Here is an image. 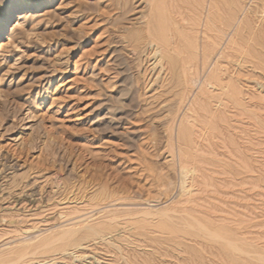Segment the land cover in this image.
I'll use <instances>...</instances> for the list:
<instances>
[{"label": "rangeland", "instance_id": "obj_1", "mask_svg": "<svg viewBox=\"0 0 264 264\" xmlns=\"http://www.w3.org/2000/svg\"><path fill=\"white\" fill-rule=\"evenodd\" d=\"M142 1L46 0L0 39V264L264 258V48L241 65L207 28L232 3L264 39V0H157L175 74L129 41ZM87 225L104 235L64 250L62 233Z\"/></svg>", "mask_w": 264, "mask_h": 264}, {"label": "bare ground", "instance_id": "obj_2", "mask_svg": "<svg viewBox=\"0 0 264 264\" xmlns=\"http://www.w3.org/2000/svg\"><path fill=\"white\" fill-rule=\"evenodd\" d=\"M46 0H36L34 1H29V0H24L23 4H22V1H20L19 3H17V5H14L11 9V11H6L3 15V18L0 19V39H2L4 36H5V32L7 31V27L8 25H10V23L16 18L18 19H23L27 16V12H26V9L28 8H39L41 6V4L43 2H45ZM139 0H136V3L138 2ZM134 2V1H133ZM158 1L157 0H143L139 6L135 7V8H138V7H141L143 4H146L145 6H147V10H139V12H136V13H139L141 14L138 19V23L140 26H138L137 28V31L136 33H133L132 35V38L129 39L130 43L133 42H136L135 40L139 41L138 39L144 37V39H148V42H149V46L151 45V47L153 46V49L150 51L149 53V56L152 55L153 58H155L154 60V63L155 65L159 64V63H162V61L165 59L168 58V62L167 64H169V71H171L172 69V73L175 71L172 66H173V59L172 58H169L167 57V52H170L173 47H172V44H171V39L169 40V36H168V33L165 29V26L163 25V23L161 22L160 18H159V11L161 12V8L158 7ZM218 2V1H217ZM230 2V1H229ZM258 2V1H257ZM136 5V4H135ZM229 5L228 8H226V6L224 5V7H218L217 6V9L218 10H223L222 12H224L226 15H228L227 17H224L222 16L221 14L217 17L216 20H214L213 18H208V25H207V28H210V27H213V29L219 31L224 37L227 35V34H230L231 37L227 43V45L225 46L224 50L222 51L221 53V56L222 58L223 57H226V56H229V57H234L238 60L237 63H241V65L244 63L243 61H249V62H254L255 64L258 62V60H260L261 58V53H262V49L264 48V39L263 37H260L258 35H256L257 33L254 31V28L250 27V24H248L245 20H240V16L238 14V12L236 11V9L234 8L233 4H227ZM144 6V7H145ZM260 6V5H259ZM257 6V8L259 7ZM263 7V11H264V4L262 5ZM261 7V9H262ZM140 9V8H139ZM160 9V10H159ZM20 10H23V11H20ZM130 11V10H129ZM132 11V10H131ZM136 11V10H135ZM219 12V11H218ZM255 12V11H254ZM258 12V11H257ZM256 12V13H257ZM260 12V11H259ZM264 13V12H263ZM258 14V13H257ZM260 14V13H259ZM262 14V13H261ZM260 16V15H259ZM213 17V16H211ZM216 17V16H215ZM246 17V16H245ZM259 19V18H257ZM259 21V20H258ZM262 21V20H261ZM174 22V21H173ZM255 22V21H254ZM162 23V24H161ZM257 23V21H256ZM262 23V22H261ZM258 24V23H257ZM254 25V24H253ZM252 25V26H253ZM260 24H258L259 26ZM260 27V26H259ZM212 29V30H213ZM257 29H259L257 27ZM12 31H14L12 29ZM200 31V30H199ZM208 31V30H207ZM25 32V31H24ZM127 33V32H126ZM173 33V32H172ZM180 33V32H179ZM211 34V33H210ZM172 35V34H171ZM206 35V34H205ZM213 36V35H212ZM131 37V36H130ZM179 38V37H178ZM212 39V42H213V47L212 48H209L207 50H205V48L203 49V52L202 50L200 51V47L199 45L196 46L195 48V55H197L199 57V55H201L200 53L202 52L203 53V60L208 62V61H211L213 59V57L215 56V54L217 53V45H219V43L221 42L219 39H221V36H214L211 38ZM141 41V39H140ZM144 41V40H143ZM220 41V42H219ZM252 41V42H251ZM254 41V43H253ZM145 41V43H148ZM142 43V42H141ZM178 43V42H177ZM209 44V43H208ZM137 45V44H136ZM139 45V44H138ZM144 46V45H143ZM180 46V45H179ZM206 46V45H205ZM208 46V45H207ZM260 48H259V47ZM222 47V46H221ZM137 48V47H135ZM207 48V47H206ZM175 49V48H174ZM139 52V51H137ZM173 53V52H172ZM183 54V53H182ZM219 54V53H218ZM217 55V54H216ZM148 56V55H147ZM221 56L218 58V60L215 62V69L211 71V73H209V76H208V81L210 82L211 80L215 81V82H218L220 80H222L224 78V72H222V70L220 69V67H217V63H219V59L221 58ZM233 58V59H234ZM150 59V58H149ZM229 59V58H228ZM164 60V61H165ZM236 60V61H237ZM214 61V60H213ZM228 61V60H227ZM226 61V62H227ZM235 61V63H236ZM157 62V63H156ZM243 62V63H242ZM119 63V62H118ZM117 63V64H118ZM189 63V62H188ZM231 64V63H230ZM154 65V66H155ZM162 65V64H161ZM233 65V64H232ZM236 65V64H235ZM233 65V66H235ZM239 65V64H238ZM245 65V64H244ZM157 67V66H156ZM161 67V66H160ZM183 67V66H182ZM185 67V66H184ZM183 67V69H184ZM231 67V66H230ZM259 67V66H258ZM155 69V67H152V69ZM253 68V67H252ZM182 69V70H183ZM204 69V68H203ZM260 69V68H259ZM160 70V69H159ZM164 70L161 68V71ZM174 70V71H173ZM179 70V69H178ZM240 70V68H239ZM255 70V69H254ZM148 71V70H147ZM166 71V70H165ZM125 72V71H124ZM149 72V71H148ZM184 72V71H183ZM233 72V71H232ZM147 73V72H146ZM145 73V74H146ZM170 73V72H169ZM171 73V74H172ZM189 73V72H188ZM226 73V72H225ZM175 74V72H174ZM229 74V73H228ZM232 74V73H231ZM230 74V75H231ZM157 75V74H156ZM159 75H160V72H159ZM164 75V74H163ZM181 75V74H180ZM229 75V76H230ZM233 75H234V72H233ZM167 76V75H166ZM228 76V75H227ZM237 76V75H236ZM153 77V76H152ZM162 77V76H161ZM232 77V76H231ZM167 78V77H166ZM237 78V77H236ZM151 79V78H150ZM149 79V80H150ZM174 79V78H173ZM192 79V78H191ZM156 80V79H155ZM194 80V79H193ZM159 81V80H158ZM197 81V79H196ZM122 83L124 82L121 81ZM120 82V84H121ZM154 82V81H153ZM163 82V81H162ZM171 82V81H170ZM222 82V81H221ZM238 82V81H237ZM257 82V81H256ZM260 83V82H259ZM115 84V83H114ZM119 84V83H118ZM195 84V83H194ZM204 84V83H203ZM210 84V83H209ZM218 84V83H217ZM212 85V84H211ZM230 85V84H229ZM175 86V85H174ZM184 86V85H183ZM231 86V85H230ZM122 87V86H121ZM162 87V86H161ZM228 88V86H226ZM225 87V88H226ZM237 88V87H236ZM187 90V89H186ZM119 91H123L122 89H119ZM238 91V90H237ZM240 91V89H239ZM230 93V91H229ZM234 93V92H233ZM118 94V93H117ZM123 94V92L121 93ZM120 94V95H121ZM238 94V93H237ZM119 95V96H120ZM231 95V94H230ZM233 95V94H232ZM235 95V94H234ZM122 96V95H121ZM243 96V95H242ZM232 97V96H231ZM230 97V98H231ZM115 98H120V97H115ZM229 98V97H227ZM235 98V97H234ZM223 99V98H222ZM232 99V98H231ZM108 100V99H107ZM238 100V99H237ZM123 101V100H122ZM207 103V102H206ZM231 104V103H230ZM105 107V106H103ZM201 107V106H200ZM203 107V106H202ZM201 111V110H200ZM197 113V112H196ZM181 130V129H180ZM182 131V130H181ZM185 146V145H184ZM189 148V147H188ZM185 150V149H184ZM183 168V167H182ZM192 172V171H191ZM186 174V173H185ZM188 227H192V228H195L197 229L194 225H190L188 222ZM186 223V225H187ZM199 224V223H198ZM161 225V224H160ZM85 226V225H84ZM88 226V225H87ZM170 226V225H169ZM100 227V226H99ZM109 227V226H108ZM112 227V226H111ZM176 227V226H175ZM182 227V226H181ZM87 227H85L86 229ZM134 228V227H133ZM160 228V227H159ZM165 228V227H164ZM172 228V227H171ZM184 228V227H183ZM76 229V228H75ZM75 229H72V230H67V231H64L65 234L63 235L62 233V236H60L61 238L60 239H63L64 243H62V248H64V250L70 246V245H73V244H76L78 242H80L81 240H84L85 238H88V237H92L93 235H99L102 233V230L99 228V229H96L94 227H91V226H88V230L83 234L80 233V235L77 234V232L75 233ZM79 229V228H78ZM77 229V230H78ZM103 229V228H102ZM162 229V228H161ZM188 229V228H187ZM186 229V230H187ZM81 230V229H80ZM101 230V231H100ZM105 230V229H104ZM174 230V229H173ZM182 230V229H181ZM163 231V229H162ZM171 231V230H170ZM188 231V230H187ZM82 232V230H81ZM106 232V231H105ZM130 232V231H129ZM183 232H185L183 230ZM79 233V232H78ZM107 233V232H106ZM110 233V232H109ZM112 233V232H111ZM173 232H171L172 234ZM176 233V232H174ZM181 233V232H180ZM76 234L78 236H76ZM104 235V233H102ZM168 234V233H167ZM184 234V233H183ZM108 235V234H106ZM110 235V234H109ZM195 235V234H194ZM205 235V234H203ZM213 235V234H212ZM100 236V235H99ZM95 237V236H93ZM142 237V236H141ZM215 237V236H214ZM213 237V238H214ZM172 238V237H171ZM54 239V238H53ZM97 239V238H96ZM181 239V238H180ZM211 239V237H210ZM222 239V238H221ZM55 240V239H54ZM59 240V239H57ZM86 240V239H85ZM91 240V239H89ZM105 240H106V236H105ZM184 240V239H182ZM186 240V239H185ZM216 240V239H215ZM56 241V240H55ZM104 241V239H103ZM221 241V240H220ZM82 242V241H81ZM155 242V241H154ZM171 242V241H170ZM169 242V243H170ZM175 242V241H174ZM185 242V241H184ZM226 242V241H225ZM58 243V242H56ZM177 243V241H176ZM207 243V242H206ZM81 245V243H79ZM110 244V243H109ZM133 244V243H131ZM227 244V243H226ZM225 244V246H227ZM52 244H49L48 246L50 247ZM55 245V244H54ZM91 245V244H90ZM176 245V244H175ZM184 245V244H183ZM230 246H232L234 249L237 248V250L239 249V246L237 245L235 247V245H232V244H229ZM58 246H59V243H58ZM56 247V246H55ZM107 247V246H106ZM48 248V247H47ZM71 248V247H70ZM122 248V247H121ZM230 249H232L231 247L229 248V252H230ZM204 250V249H203ZM211 250V249H210ZM216 250V249H215ZM236 250V252H237ZM68 252V250H66ZM187 251V250H186ZM231 252H234V250L232 249ZM233 253V254H236ZM23 253V252H22ZM118 253V252H117ZM195 253V252H194ZM237 253H241L238 252ZM24 254H25V251H24ZM22 254V255H24ZM64 254V253H63ZM67 254V253H66ZM110 254V253H109ZM122 254V252H121ZM178 254V253H177ZM242 254V253H241ZM240 254V255H241ZM199 255V254H198ZM202 255V254H201ZM206 255V254H205ZM239 255V256H240ZM12 256V255H11ZM17 256V255H16ZM21 257V254L19 255ZM18 256V257H19ZM207 256V255H206ZM210 256V255H209ZM222 256V255H221ZM253 256V255H252ZM6 257V256H5ZM15 257V256H14ZM189 257V256H188ZM220 257V256H219ZM137 258V257H136ZM146 258V257H145ZM197 258V257H196ZM200 258V257H199ZM229 258V257H228ZM247 258V257H246ZM255 258V257H254ZM253 258V259H254ZM1 259V258H0ZM81 259V258H80ZM97 259V258H96ZM142 259V258H141ZM251 259V258H250ZM259 259V258H258ZM260 259H262V257H260ZM259 259V260H260ZM264 259V258H263ZM260 260L262 262L259 261L260 264H264V260ZM6 260V259H5ZM15 260V259H12V261ZM224 260V259H223ZM255 260V259H254ZM17 261V260H15ZM51 261V260H50ZM156 261V260H155ZM181 261V260H180ZM230 263L228 264H242V263H239L240 259L235 256H231L230 257ZM244 261V260H242ZM19 262V261H18ZM120 262V261H119ZM127 262V261H126ZM139 262V261H138ZM174 262V261H173ZM202 262V261H201ZM211 262V261H210ZM245 262V261H244ZM248 262V261H247ZM11 263V261H10ZM89 263V262H88ZM129 263V262H128ZM127 263V264H128ZM164 263V262H163ZM183 263V262H182ZM190 263V262H189ZM193 264V263H192ZM222 264V263H221ZM225 264V263H224ZM258 264V263H257Z\"/></svg>", "mask_w": 264, "mask_h": 264}, {"label": "snow or ice", "instance_id": "obj_3", "mask_svg": "<svg viewBox=\"0 0 264 264\" xmlns=\"http://www.w3.org/2000/svg\"><path fill=\"white\" fill-rule=\"evenodd\" d=\"M13 7V0H7V3L0 4V19L3 18V15L6 11H11Z\"/></svg>", "mask_w": 264, "mask_h": 264}]
</instances>
